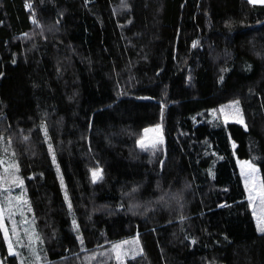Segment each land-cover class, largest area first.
<instances>
[{
	"label": "trees",
	"instance_id": "16d2710c",
	"mask_svg": "<svg viewBox=\"0 0 264 264\" xmlns=\"http://www.w3.org/2000/svg\"><path fill=\"white\" fill-rule=\"evenodd\" d=\"M234 100L246 127L202 115ZM1 142L35 228L3 192V264H120L131 237L124 264H264L238 167L264 189V4L0 0Z\"/></svg>",
	"mask_w": 264,
	"mask_h": 264
},
{
	"label": "rangeland",
	"instance_id": "374dc122",
	"mask_svg": "<svg viewBox=\"0 0 264 264\" xmlns=\"http://www.w3.org/2000/svg\"><path fill=\"white\" fill-rule=\"evenodd\" d=\"M257 3L264 4L260 2H257ZM235 102H238L239 110L243 118V124L237 122L236 117L234 115L235 110L228 107L229 105H233ZM202 115L205 117L206 120L214 124L227 125L230 123H237V124L242 125L243 127H246L241 104L237 100L224 103L216 109L210 110L206 112L205 114L202 113ZM141 141L143 142L144 147L140 146L139 142ZM137 144L141 148H149V149H154L157 146L162 145L163 144V134H162L161 125L158 124V125L145 128L142 131L141 136L137 139ZM6 151H7V148L1 142L0 144V211L3 212V218L2 220H0V224L2 227L3 234L9 245V248H11L12 244L10 241L11 239L9 235V230L4 221V218L6 216V211H5V208L2 207L1 205L2 203L1 196L3 195V192H5V195L7 197L5 199L8 202L7 208L24 216L26 218L27 224L29 222L27 227H31L33 232L35 231V228L33 227L34 221L31 219L32 212H31V208H30V205L27 199L26 187L18 173L19 169H18L17 164L13 162L10 154L6 153ZM245 164H250L252 165V167L256 169V172L254 173V180L249 178V176L247 175L249 170L243 167V165ZM13 165L15 166L14 168L12 167ZM238 167H239V171L242 176V179H243V184L245 187L247 199L252 208L254 219L258 225L259 223L264 222V198H262L259 195V193L264 189H263L262 180H261L258 166L250 160H239ZM5 169H7V172L5 171ZM13 177L18 178L20 183L13 182ZM59 179H60L61 187L64 193L66 194L65 183L60 174H59ZM24 201H26V203H24ZM125 242H129V243L126 244ZM132 242H135V243H132ZM115 245H122V248L120 249V251L127 253V255H121L120 259L118 260L120 264H124L125 260L128 257L135 256L141 251L140 241L136 237L127 238L125 240L116 242L115 244L112 245V247ZM12 253H13V250H12ZM115 257H116V253H115ZM0 264H3L1 259H0Z\"/></svg>",
	"mask_w": 264,
	"mask_h": 264
},
{
	"label": "snow or ice",
	"instance_id": "6c2138e0",
	"mask_svg": "<svg viewBox=\"0 0 264 264\" xmlns=\"http://www.w3.org/2000/svg\"><path fill=\"white\" fill-rule=\"evenodd\" d=\"M249 2H250V3H257V2L264 3V0H249ZM34 22H35V21H34ZM194 46H195V45H194ZM228 107H229V108H232V109L235 110V111H234V115H235V117H236L237 122L243 124V118H242V115H241L240 110H239L238 102H235L233 105H229ZM139 143H140V146H141V147H144L142 141L139 142ZM49 151H50V152L53 151L52 148H51V145H49ZM53 162H55V156H54V154H53ZM12 167L14 168L15 166L13 165ZM243 167H245V168H247V169L249 170V172L247 173V175L249 176V178H251V179L254 180V173L256 172V169H255L254 167H252V165H250V164H245V165H243ZM5 171L7 172V169H5ZM100 176H101L100 171H99V170H94V171L92 172V179H93V182L95 183L96 180H97L98 178H100ZM13 182H15V183H20V181H19L18 178H16V177H13ZM259 195H260L262 198H264V190H262V191L259 193ZM17 199H19V198H17ZM24 203H26V201H24ZM69 207H71V206L69 205ZM29 210H30V209H29ZM2 218H3V212L0 211V220H2ZM258 228H259V230L264 231V222L259 223V224H258ZM13 231H15V230H13ZM32 238H33V237H30L29 239L31 240ZM125 243L127 244V243H129V242H125ZM132 243H135V242H132ZM121 248H122V245H115V246H113V251L116 253V259H117V260L120 259L121 255H127L126 252H121V251H120ZM11 252H12V250H11V248H10V253H11ZM12 254H14V253H12Z\"/></svg>",
	"mask_w": 264,
	"mask_h": 264
}]
</instances>
